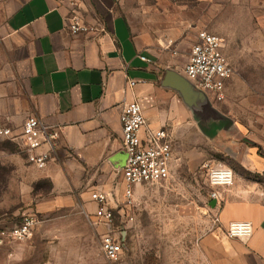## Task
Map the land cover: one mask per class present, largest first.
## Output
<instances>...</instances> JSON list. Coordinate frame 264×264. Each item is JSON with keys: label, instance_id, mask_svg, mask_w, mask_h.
<instances>
[{"label": "crops", "instance_id": "crops-1", "mask_svg": "<svg viewBox=\"0 0 264 264\" xmlns=\"http://www.w3.org/2000/svg\"><path fill=\"white\" fill-rule=\"evenodd\" d=\"M122 3L0 0V120L19 132L28 117L42 118L57 134V153L42 169L53 179L93 169L102 176L94 192L106 193L113 207L120 208L125 204L114 190L120 175L118 185L124 192L121 169L126 153L120 117L127 104H141L149 129L169 128L175 158L177 145L191 135L206 140L230 135L231 139L228 128L238 125L227 116L231 124L217 121L211 135L215 122L209 116L198 117L199 108L194 104L198 95L192 93L187 100L178 89L166 85L169 71L187 78L186 64L181 68L184 60L145 49L133 36ZM73 16H79L92 30L74 34L69 28ZM238 132L243 139L241 128ZM240 147L239 157L246 169L264 175V156L255 147ZM237 174L233 186L221 189L218 206L211 200L215 208L205 207L207 217L199 210L194 214L192 231L201 233L202 264H264V183ZM142 186L135 187L134 195ZM60 203L63 199L58 197L47 206ZM92 203L94 214L97 204ZM214 215L221 219L218 225ZM238 221L252 222L249 238L228 236L229 225Z\"/></svg>", "mask_w": 264, "mask_h": 264}, {"label": "rangeland", "instance_id": "rangeland-1", "mask_svg": "<svg viewBox=\"0 0 264 264\" xmlns=\"http://www.w3.org/2000/svg\"><path fill=\"white\" fill-rule=\"evenodd\" d=\"M121 3L133 36L145 49L184 60L182 69L200 30L207 29L224 39L225 54L234 74L227 80L225 99L207 98L208 106L198 113L223 125L231 124L226 120L230 116L240 127L228 128L231 139L230 135L210 140L191 135L188 143L186 140L177 145L171 178L136 190L129 211L133 219L124 224L125 251L118 261L109 260L103 253L105 228L90 218L95 210L91 194L99 189L102 176L86 168L85 174L63 173L53 179L44 169L28 162L18 143L0 139V264H202L201 233L192 231L194 214L199 210L204 215L211 200L212 188L202 163L232 168L235 180L239 172L247 179L257 178L264 183V175L249 172L239 157L241 145L255 147L264 156V0ZM168 35L174 40L172 49L166 44ZM240 128L243 139L239 137ZM120 178L118 175L114 191L120 203L125 204L118 185ZM58 197L63 203L47 206ZM27 215L36 220L32 237L12 241L2 236ZM117 216L120 228L122 210Z\"/></svg>", "mask_w": 264, "mask_h": 264}, {"label": "built area", "instance_id": "built-area-1", "mask_svg": "<svg viewBox=\"0 0 264 264\" xmlns=\"http://www.w3.org/2000/svg\"><path fill=\"white\" fill-rule=\"evenodd\" d=\"M69 28L74 34H78L90 32L93 27L79 16H73L69 19ZM165 39L167 47L172 49L174 40L170 36ZM174 53L176 54V51ZM142 58L149 61L145 56ZM184 73L212 99H225L226 83L234 74V67L225 54L224 39L207 30L199 31ZM130 83L131 86L135 85L134 81ZM120 120L123 149L126 153V161L121 169L125 206L113 207L106 193L94 192L92 200L97 204V208L95 213L90 215L93 221L105 228L102 250L112 261L121 259L125 251L127 226L124 224L133 219L129 211L132 208L135 187L169 180L175 162L173 138L169 128L149 129L143 108L138 101H132L125 106ZM0 139L18 143L26 152L28 162L38 168H45L57 153L56 132L38 116L28 117L19 132H15L0 120ZM201 168L212 188L210 198L215 200L218 206L223 198L221 189L229 188L235 183L234 171L230 167L213 165L209 161H204ZM208 207L215 208L210 203ZM121 210L122 224L119 228L116 220ZM213 222L215 225L221 222L219 215H214ZM35 225V218L27 215L20 224L2 232V236L12 241H24L32 237ZM252 233L253 224L250 221L232 222L227 229L228 236L232 238L247 239ZM2 241L3 238L0 243Z\"/></svg>", "mask_w": 264, "mask_h": 264}, {"label": "water", "instance_id": "water-1", "mask_svg": "<svg viewBox=\"0 0 264 264\" xmlns=\"http://www.w3.org/2000/svg\"><path fill=\"white\" fill-rule=\"evenodd\" d=\"M173 78H175L174 81H173ZM166 83H167L166 85H170L178 89L187 100H190L192 93H194V95L195 94L198 95V98L196 97L194 101L195 102L194 104H197L196 108L200 107L199 111L196 110L198 112H200V110H203L204 107L207 106L206 101L208 99H211V97L205 91H203L201 88L195 85L191 80L183 76H180L178 74H175L173 71L168 72ZM198 115H199L198 117L201 118L199 113ZM214 122H215V125L213 127L215 130L216 127H218V124L216 123L217 121H214ZM221 124L223 125V123ZM215 202L216 201L214 200L213 203Z\"/></svg>", "mask_w": 264, "mask_h": 264}]
</instances>
